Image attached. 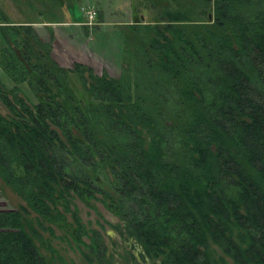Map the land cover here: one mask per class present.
Wrapping results in <instances>:
<instances>
[{"label": "trees", "instance_id": "1", "mask_svg": "<svg viewBox=\"0 0 264 264\" xmlns=\"http://www.w3.org/2000/svg\"><path fill=\"white\" fill-rule=\"evenodd\" d=\"M132 1L116 76L0 10V264H264V0Z\"/></svg>", "mask_w": 264, "mask_h": 264}, {"label": "rangeland", "instance_id": "2", "mask_svg": "<svg viewBox=\"0 0 264 264\" xmlns=\"http://www.w3.org/2000/svg\"><path fill=\"white\" fill-rule=\"evenodd\" d=\"M132 2V0H0V10L10 23L36 26L46 41L49 40L50 32H53L52 53L61 66L71 68L74 62H81L91 66L98 74L107 72L116 76L122 62L120 34L124 25L139 18L143 22L153 20L151 10L143 5L138 10H144L137 11L139 14L134 13ZM84 9L96 13L91 25L87 24ZM0 78L11 85V81L1 69ZM24 87L28 90L25 85ZM0 112L5 113L2 105ZM20 204H24L21 198L9 187L0 184V210L18 208ZM79 205L84 221L98 228L95 213L82 204ZM97 207L104 219L111 223L117 221L103 206L97 204ZM101 222L104 225L102 232L105 242L110 245L112 242H121L114 229L102 219ZM130 249L136 252L132 246ZM70 254L74 256L72 252H69ZM140 264L152 263L140 261Z\"/></svg>", "mask_w": 264, "mask_h": 264}, {"label": "built area", "instance_id": "3", "mask_svg": "<svg viewBox=\"0 0 264 264\" xmlns=\"http://www.w3.org/2000/svg\"><path fill=\"white\" fill-rule=\"evenodd\" d=\"M84 11H85V14H86V17H87V24L88 25H91V23H92V21L94 20V18H95V12H93V11H90V10H88V9H84Z\"/></svg>", "mask_w": 264, "mask_h": 264}, {"label": "crops", "instance_id": "4", "mask_svg": "<svg viewBox=\"0 0 264 264\" xmlns=\"http://www.w3.org/2000/svg\"><path fill=\"white\" fill-rule=\"evenodd\" d=\"M80 25H82V24H80ZM54 27H55V26H54ZM54 27H53V28H54Z\"/></svg>", "mask_w": 264, "mask_h": 264}]
</instances>
